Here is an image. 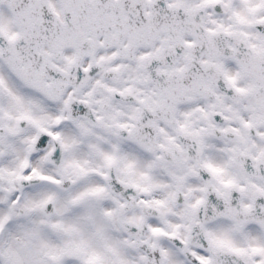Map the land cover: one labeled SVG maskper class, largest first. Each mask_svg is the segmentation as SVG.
Wrapping results in <instances>:
<instances>
[{"label":"snow or ice","instance_id":"1","mask_svg":"<svg viewBox=\"0 0 264 264\" xmlns=\"http://www.w3.org/2000/svg\"><path fill=\"white\" fill-rule=\"evenodd\" d=\"M0 264H264V0H0Z\"/></svg>","mask_w":264,"mask_h":264}]
</instances>
